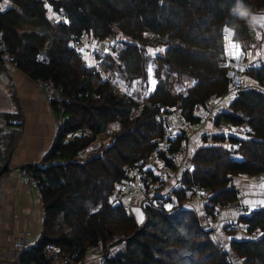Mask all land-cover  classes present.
Returning <instances> with one entry per match:
<instances>
[{
  "label": "trees",
  "instance_id": "obj_1",
  "mask_svg": "<svg viewBox=\"0 0 264 264\" xmlns=\"http://www.w3.org/2000/svg\"><path fill=\"white\" fill-rule=\"evenodd\" d=\"M7 1L0 8V67L5 54L10 65L35 81L59 87L62 97L58 106L52 103L62 126L51 150L42 165L24 167L41 186L43 220L22 264H45L47 244L72 259L100 246L108 255L103 264H231L201 217L183 202L190 198L188 188H203L208 192L204 217L214 218L216 207L238 201L236 177L264 178V64L244 70L257 87L238 90L227 109L211 118L216 127L243 126L244 135H204L168 206L154 194L143 203L144 219L138 223L111 195L118 183L133 180L138 162L146 194L159 189L164 167L176 170L170 154L179 150L185 134L167 139L161 114L194 123L212 98L229 93L225 30L243 51L253 42V29L230 14L236 0ZM243 2L252 12L264 9V0ZM50 10L61 15L53 19ZM84 39L107 45L101 68L119 72L127 84L133 81L137 96L119 91L112 75L104 79L84 64L74 45H84ZM0 123L1 168L18 143L20 124L6 113H0ZM99 134L107 138L98 141ZM93 142L98 146L90 149ZM153 152L160 175L144 169ZM237 222L242 237L230 239V250L241 264H264V207Z\"/></svg>",
  "mask_w": 264,
  "mask_h": 264
},
{
  "label": "crops",
  "instance_id": "obj_2",
  "mask_svg": "<svg viewBox=\"0 0 264 264\" xmlns=\"http://www.w3.org/2000/svg\"><path fill=\"white\" fill-rule=\"evenodd\" d=\"M261 11L264 9L258 12ZM54 13L50 10L48 15L57 19L58 16H55L56 13L55 15ZM250 36L253 37L250 48L257 47L259 41L264 40V31L262 28L253 29ZM224 43L226 52L243 53L248 63L247 68L259 67L264 64V57L257 58L253 53L247 54V50L251 52L250 48L243 51V46L232 39V32L229 29L225 30ZM92 44L94 45L93 51L91 49L93 57L96 55V50H104L107 47L105 43L98 41L92 42ZM3 65L0 67V113L11 114L13 119L20 124V137L12 152L8 170L0 176V260H8L11 242L23 229L29 217V241L35 243L39 238L42 221L40 192L30 190L24 167L42 165L44 157L56 140L55 122L59 112L54 108L55 105L41 98L37 81L17 67L5 63ZM243 78L244 87H257V82L254 79L248 78L247 81L246 77ZM230 100L231 96L227 93L223 97L211 99L207 105L215 104V111L224 110L227 109ZM217 127L212 124V121L208 122L201 129L186 133L183 143L189 150L193 137L198 135V132H202L201 140L204 135L210 134L244 135L243 126H220L222 131H219ZM103 136V140H105L106 134ZM226 144L228 143L226 142ZM233 157L238 158L236 155ZM182 171L183 169H180L179 173ZM158 174L160 175V173ZM163 178L161 175V179ZM233 184L239 189V199L232 206L221 209L219 215L222 222L237 219L240 215L236 211V207L243 203H247V205H243L246 210L244 214H248L258 207H264V178L238 176L234 179ZM171 185V180L165 179V187ZM159 191L160 189L157 192Z\"/></svg>",
  "mask_w": 264,
  "mask_h": 264
},
{
  "label": "built area",
  "instance_id": "obj_3",
  "mask_svg": "<svg viewBox=\"0 0 264 264\" xmlns=\"http://www.w3.org/2000/svg\"><path fill=\"white\" fill-rule=\"evenodd\" d=\"M59 1V0H53ZM56 15L59 17L61 15V11H58ZM264 31V28H262ZM75 46L80 47L82 44L80 42H75ZM1 48V46H0ZM2 61L10 65L8 57L3 54L1 56ZM223 64L226 67V76L230 81V89L229 94L230 96H234L238 90L244 87L243 85V72L247 68L248 63L244 58L243 53L239 52L237 54H231L230 52L224 53ZM93 67L96 69L97 72L101 75L102 78H107L112 75V71L110 69H102L99 65V60L95 59L93 63ZM37 86L40 91V96L44 101L48 103H60L61 102V93L59 87L54 86L51 82L47 80H39L37 81ZM214 98H212L213 100ZM216 105L215 104H208L205 108L198 112V120L194 123H190L186 121L183 117L176 114L177 122L171 121L169 115H160L161 125L164 130V134L166 138L173 139L175 136L180 133L181 131L186 135L188 132L196 131L201 129L209 120L212 118L213 113L215 112ZM56 129L58 130L62 126V117L60 115L57 116L55 122ZM219 131H222L220 126L217 127ZM245 129H243V133H245ZM104 134L98 135V141H102ZM98 146V142H93L90 144V149H95ZM168 143L165 142L163 148L166 150ZM189 156V150L185 143H183L179 150L175 154H170V157L174 160L176 164V170H171L169 167H164L163 170L160 172L163 175V179L157 183V187L160 189V193L156 194L157 201L159 203H163L164 199L167 198V195L171 197L172 191L180 186V175L179 170L181 168H185L186 165L184 164L185 159ZM157 160V154L153 152L150 156V162ZM139 162L135 166V168L131 171L133 180L131 181H123L118 183L116 186L115 191L111 195V199L114 201H119L122 203L126 208L129 207V198L136 192L142 191L143 194V183H142V176L143 172L139 168ZM150 168V166L146 165L144 169ZM151 169V168H150ZM27 181L29 184V188L31 191H38L40 192L41 186L39 185L36 178L32 175L29 171L26 173ZM165 179H170L172 182V186L170 187L167 193L163 192L162 190L165 188ZM151 191V190H150ZM188 194H191L195 198L201 199V201L208 203V192H206L203 188L193 185L187 190ZM264 193V190H263ZM144 197V196H143ZM153 197V196H152ZM151 197V198H152ZM201 197V198H200ZM150 198V197H149ZM149 201L148 197L141 199L140 205L144 202ZM222 208L216 207L213 210V215H219ZM238 214L242 215L245 213V207H241L240 205L237 206ZM130 210V209H129ZM238 218V217H237ZM30 219V217H29ZM25 223L24 228L18 233V235L12 240L11 242V249L10 255H8V260L1 259L0 263L4 264H22L21 259L23 255L35 244L29 241V234H30V221ZM236 223L232 226H235L238 229L243 230V225L235 221ZM17 251V255L14 256ZM45 264H103V261L106 256L104 250L100 248V246H95L90 249L86 254L79 258V259H72L67 255L60 254L58 249L53 244H47L43 250ZM109 254V251H108Z\"/></svg>",
  "mask_w": 264,
  "mask_h": 264
},
{
  "label": "rangeland",
  "instance_id": "obj_4",
  "mask_svg": "<svg viewBox=\"0 0 264 264\" xmlns=\"http://www.w3.org/2000/svg\"><path fill=\"white\" fill-rule=\"evenodd\" d=\"M5 6H7V0H0V8H4ZM55 16H57V15H55ZM84 41H85L84 45H81L79 47V51L81 53V57H82V60L84 61V64L86 66H88V67H91V66H93L94 59H95L91 55V49L94 47L92 42H96V41H92L90 43H87L86 39H84ZM259 42L260 43L257 44L258 45L257 47L254 46L253 48L252 47L250 48L251 52H249V50H247V54L248 53H250V54L253 53L254 56H256L257 58L258 57H264V40L259 41ZM93 49H92V51H93ZM106 53H107L106 48L104 50H96L95 51V54L97 55L96 58H98L99 65L101 67L103 65V60H106V58H105V54ZM110 70L112 71V76H113V79L112 78L111 79L113 80L114 84L116 85V87L118 88L119 91H125V92H130V93L136 91V94H135L136 96L140 93L137 88H134V84H133L134 82L133 81H130L127 84V82L124 81V78L122 77V75L119 72H117V71H115L113 69H110ZM243 77H246L247 81H248V78L253 79L251 76H249L247 74V72L243 73ZM243 80H244V78H243ZM154 84H155V80H154V78L152 76H150L149 77V88L152 89L154 87ZM56 105L58 106V103H56ZM58 115H60V114L58 113L57 116ZM211 121H212V119L209 120V122H211ZM201 134H202V132H200V133L198 132V135L193 137V140H192V142L190 144L189 156L187 157L188 159H189L190 156H192L195 153V151L201 145H203V141L201 140ZM106 136H107V134H106ZM187 158L185 159V162H184L185 165H186ZM155 162L156 161L152 160V162H150L148 164V166L152 167V169L154 170L155 174L159 175L158 171H157V165L155 164ZM187 165H186V167H187ZM181 169L184 170V168H181ZM171 186L165 187L162 191L167 193L166 191H169ZM157 191H158V189H156V187H151V192L150 193H148V194L144 193L143 194L142 191H136L129 198V202H130L129 203L130 204L129 205V207H130L129 211L134 216L135 220L138 223H142V221L144 219V213H143V209H142V205L143 204L140 205L141 199H143L145 197L149 198V197H152L154 194L160 193V191L159 192H157ZM188 195L190 196V198H189L188 201L183 202V205H184L183 208L193 209L201 217L204 229L210 231L211 232V237H213L215 242L218 245H220V247L228 253L229 262L231 264H241L240 259L230 250V247H229V242H230V239L232 237H236V238H241L242 237L241 229H238L235 226H232V225H234L236 223L235 221L237 219H232V220H228L226 222H222V220L220 218V215H217L214 218H212L210 216L209 217H204V214H205V210L204 209H205V206L207 205V203L205 204V202L201 201V199L195 198L191 194H188ZM171 197L172 198H169V195H167V198L164 199V201H165L167 206L169 205L167 202H169L171 199H174L173 193H172ZM174 204L177 205L176 202ZM245 204L247 205V203H243V205H245ZM243 205H240V206L243 207ZM236 211L238 212L237 207H236ZM41 213H42V211L40 212V217L43 220V213L42 214ZM141 217H142V220H141ZM41 224H42V221H41ZM14 253H16L14 255V256H16L17 255V251H14Z\"/></svg>",
  "mask_w": 264,
  "mask_h": 264
},
{
  "label": "clouds",
  "instance_id": "obj_5",
  "mask_svg": "<svg viewBox=\"0 0 264 264\" xmlns=\"http://www.w3.org/2000/svg\"><path fill=\"white\" fill-rule=\"evenodd\" d=\"M230 14L238 20H243L251 28H264V11L252 12L251 9L244 4L243 0H236L234 7L230 9Z\"/></svg>",
  "mask_w": 264,
  "mask_h": 264
},
{
  "label": "water",
  "instance_id": "obj_6",
  "mask_svg": "<svg viewBox=\"0 0 264 264\" xmlns=\"http://www.w3.org/2000/svg\"><path fill=\"white\" fill-rule=\"evenodd\" d=\"M11 156H12V151L9 152L6 161L3 163V165L0 168V176H1V174L3 172H5V169L9 167V163H10Z\"/></svg>",
  "mask_w": 264,
  "mask_h": 264
},
{
  "label": "bare ground",
  "instance_id": "obj_7",
  "mask_svg": "<svg viewBox=\"0 0 264 264\" xmlns=\"http://www.w3.org/2000/svg\"><path fill=\"white\" fill-rule=\"evenodd\" d=\"M85 150V149H84ZM81 157H84V156H81ZM41 190V189H40ZM234 204V203H233ZM230 206V205H229ZM42 214V213H41ZM142 220V219H141ZM16 251V250H15Z\"/></svg>",
  "mask_w": 264,
  "mask_h": 264
},
{
  "label": "snow or ice",
  "instance_id": "obj_8",
  "mask_svg": "<svg viewBox=\"0 0 264 264\" xmlns=\"http://www.w3.org/2000/svg\"><path fill=\"white\" fill-rule=\"evenodd\" d=\"M141 219H142V217H141Z\"/></svg>",
  "mask_w": 264,
  "mask_h": 264
}]
</instances>
